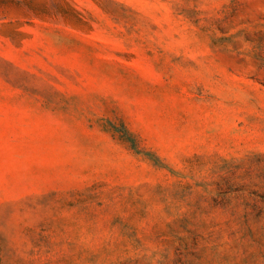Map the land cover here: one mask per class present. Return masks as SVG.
<instances>
[{"label":"rangeland","instance_id":"rangeland-1","mask_svg":"<svg viewBox=\"0 0 264 264\" xmlns=\"http://www.w3.org/2000/svg\"><path fill=\"white\" fill-rule=\"evenodd\" d=\"M0 264H264V0H0Z\"/></svg>","mask_w":264,"mask_h":264}]
</instances>
